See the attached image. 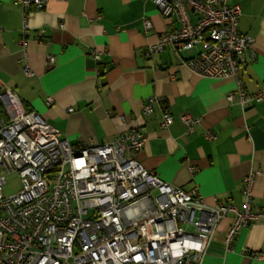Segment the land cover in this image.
<instances>
[{"label":"crops","instance_id":"1","mask_svg":"<svg viewBox=\"0 0 264 264\" xmlns=\"http://www.w3.org/2000/svg\"><path fill=\"white\" fill-rule=\"evenodd\" d=\"M231 2L242 10L240 33L254 38L243 75L246 90L255 92L264 86V0ZM22 13L16 0H0V88H13L72 144L110 142L144 126L147 140L136 158L175 186H198L208 205L243 206L245 179L254 173L252 207H264V100L246 107L238 95L229 101L234 77L197 75L171 47L147 53L179 26L174 15L154 0H49L29 17L22 45ZM149 96L163 98L174 115L167 128L158 99L143 112ZM186 112L201 117L191 132L181 120ZM208 130L216 137L207 138ZM234 220L233 212L219 220L203 264H264V220L242 227L228 247L224 233Z\"/></svg>","mask_w":264,"mask_h":264},{"label":"built area","instance_id":"2","mask_svg":"<svg viewBox=\"0 0 264 264\" xmlns=\"http://www.w3.org/2000/svg\"><path fill=\"white\" fill-rule=\"evenodd\" d=\"M48 1L16 0L23 9L22 45L29 17ZM154 2L179 26L163 32L147 53L171 47L197 75L234 77L229 101L238 95L246 107L264 100V86L255 92L245 88L246 51L254 38L238 29L239 4ZM144 24L149 31L152 22L146 18ZM93 54L101 59L100 52ZM157 99L161 126L167 128L174 115L163 98L149 96L143 112L150 114ZM181 120L191 132L201 117L186 112ZM206 137L216 135L208 130ZM146 140L144 126L137 125L110 142L72 144L40 113L27 109L13 88H0V264H203L223 216L235 214L224 233L228 247L242 227L264 220V207H252L254 173L245 179L243 206L230 200L208 205L198 186H175L136 158ZM2 170L19 173L22 186L16 193H4Z\"/></svg>","mask_w":264,"mask_h":264},{"label":"rangeland","instance_id":"3","mask_svg":"<svg viewBox=\"0 0 264 264\" xmlns=\"http://www.w3.org/2000/svg\"><path fill=\"white\" fill-rule=\"evenodd\" d=\"M6 174V184L4 186V193L6 195H11L16 193L22 186L21 177L17 171L8 172L7 170H2Z\"/></svg>","mask_w":264,"mask_h":264}]
</instances>
